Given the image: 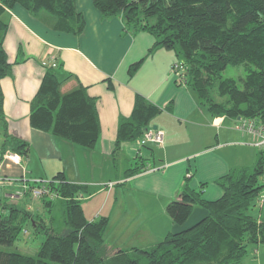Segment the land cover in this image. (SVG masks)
<instances>
[{
  "label": "trees",
  "instance_id": "trees-1",
  "mask_svg": "<svg viewBox=\"0 0 264 264\" xmlns=\"http://www.w3.org/2000/svg\"><path fill=\"white\" fill-rule=\"evenodd\" d=\"M92 1L104 19L122 16L127 32L153 35L155 44L150 53L158 48L172 51L176 58L173 66L180 63L184 67L186 85L213 117L233 119L236 123L241 118L254 119L264 124V0ZM16 5L33 16L42 18L46 14L53 18L54 29L77 36L86 29L76 0H0V81L12 68L4 47L9 25L3 16ZM141 62L130 66L129 75H134ZM228 66H244L246 75L240 85L233 78L223 77ZM45 67L31 106V127L94 149L101 136L97 98L90 96L80 83L63 91V84L73 76L61 79L55 60ZM3 101L0 87V121H4ZM161 111L137 94L131 115L118 120L114 152L120 151L124 143L141 138ZM0 133V160L7 150L19 156L28 154L29 144L9 135L6 124ZM263 166L264 155L259 152L252 168L233 169L216 179L214 183L222 191L216 200L203 197L206 183L196 190L186 179L179 196L165 209L174 229L146 248L108 246V217L89 220L85 215L83 200L95 190L88 184L69 182L63 173L49 181L27 180L30 188L48 189L40 197L48 212L56 200H61L66 227L57 233L53 224H45L39 214L0 196V246L14 245L29 224L37 234L42 228L46 235L35 256L0 249V264H246L249 247L264 245V217L251 213L264 196ZM115 169L118 174L117 165ZM144 169L140 157L126 170V176ZM24 197L29 200L32 193L26 191ZM196 209L204 215L190 222Z\"/></svg>",
  "mask_w": 264,
  "mask_h": 264
},
{
  "label": "crops",
  "instance_id": "crops-1",
  "mask_svg": "<svg viewBox=\"0 0 264 264\" xmlns=\"http://www.w3.org/2000/svg\"><path fill=\"white\" fill-rule=\"evenodd\" d=\"M76 8L86 20L80 36L54 29L53 18L33 16L21 5L6 10L3 16L9 25L4 47L12 68L0 81L4 97L0 129L6 124L9 135L29 144V152L20 155V163L4 156L0 172L31 181H49L63 173L69 182L88 184L95 190L83 200L87 218L108 217L110 228L126 233L125 238L106 239L108 246L146 248L174 229L165 209L179 196L186 179L196 190L206 183L203 197L216 200L222 191L214 181L233 169L252 168L259 151L233 119L226 124L229 119L213 117L191 87L177 82L172 51L158 48L150 53L153 35L127 32L122 16L104 19L92 0H76ZM52 60L60 66L61 79L73 76L63 84V91L80 83L97 98L101 136L94 149L31 127L32 102L46 72L43 63ZM140 61L134 75H129L130 66ZM137 94L162 110L151 128L164 131V143L141 148L137 141L126 142L115 153L118 120L131 115ZM140 157L146 169L127 177V162L132 164ZM22 187L21 181L6 184L0 188V196L18 203L24 196L14 194L23 191ZM96 198V207H90ZM202 215L196 209L190 222ZM255 247L250 246L249 252L256 250L258 257L249 258L246 264L258 259L264 263V245Z\"/></svg>",
  "mask_w": 264,
  "mask_h": 264
},
{
  "label": "rangeland",
  "instance_id": "rangeland-1",
  "mask_svg": "<svg viewBox=\"0 0 264 264\" xmlns=\"http://www.w3.org/2000/svg\"><path fill=\"white\" fill-rule=\"evenodd\" d=\"M245 75H246V73H245L244 66H238V67L228 66L227 69L223 72L224 78H233L238 82V85H240V80L242 78H244ZM227 119H229V118H227ZM229 123H231L230 119L227 121L226 124H229ZM228 132L230 135H234V133H236L234 131H228ZM237 133H238V131H237ZM130 165H132V164L127 162L126 168H129ZM112 185L110 184V186H112ZM262 195H264V191H263ZM85 197H87L86 199L89 198V196H85ZM96 200H97V198L94 201L89 203L90 207H92V208L96 207ZM99 200H100V198H99ZM18 204H21V206L28 207L29 210L32 211L33 213L39 214L40 215L39 217L46 222L45 224H47V225L53 224V228H55L57 233H62L65 230L66 226H65L64 221H63V210H62L63 205L61 204V200H56L54 202V206H53V209L51 212H48L43 207L42 203L40 202L39 197H35L33 195L29 200H28V198L23 197L22 201H19ZM89 213H90V211H89ZM251 213L255 217H264V201H263V204L259 202L258 206L254 207L251 210ZM86 214H88V212ZM115 230H116V228L114 229V227L110 228V226H108V230L106 232L105 239L112 240L116 236H117V238L118 237L120 238L121 236L124 238L126 237L125 232L121 233L120 231H118V230L115 231ZM45 238H46V235L44 234L42 228L40 229V233L37 234L35 232L33 226L31 224H29L26 227V230L21 234L20 239L18 241H16L14 243V245H12V246H0V249H2L4 251H8V252H20V253L25 254V255L35 256L38 253L39 248L41 247V245L45 241ZM251 248L256 249L257 247H255L254 245H251ZM257 254H258V252H256V250H255V252H248V255L245 257V263L247 262L246 260H248L249 258L255 259L256 258L255 256ZM257 257H258V255H257ZM263 257H264V255H263ZM263 260H264V258H263ZM260 261H261V259H258V262L256 260L254 262L251 261V264H262V261L261 262Z\"/></svg>",
  "mask_w": 264,
  "mask_h": 264
},
{
  "label": "built area",
  "instance_id": "built-area-1",
  "mask_svg": "<svg viewBox=\"0 0 264 264\" xmlns=\"http://www.w3.org/2000/svg\"><path fill=\"white\" fill-rule=\"evenodd\" d=\"M44 65L47 64V62L43 63ZM173 73L177 80V82L181 85H186V77L184 75L185 69L184 67L179 63L175 64L173 66ZM236 128L238 130H241L248 134L250 136V144L258 149L259 152L263 153L264 155V124L258 123L254 119H239V121L236 123ZM165 133L162 130L153 129L150 128L147 130L141 138L137 140L138 145L141 148H145L146 146L150 144L154 145H162L164 143ZM5 156L11 160L13 163H20V156L12 153L11 151L6 152ZM23 179L22 185H23V191L18 192L14 194L15 196H24V193L26 191H30L33 196L35 197H41L42 195L47 194L49 191L44 186L42 187H34L30 188V184L27 182L26 179ZM17 179L4 176L0 172V187L6 185V184H12L13 182H16ZM33 181H39L33 180ZM19 182V181H18ZM262 183L264 185V166H263V175H262ZM112 185V184H111ZM264 196L260 200V203L263 204Z\"/></svg>",
  "mask_w": 264,
  "mask_h": 264
}]
</instances>
